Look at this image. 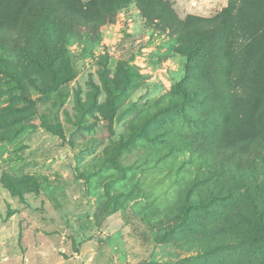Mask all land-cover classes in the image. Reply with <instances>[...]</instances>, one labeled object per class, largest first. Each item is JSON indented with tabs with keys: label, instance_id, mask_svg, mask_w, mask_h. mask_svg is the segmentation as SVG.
Masks as SVG:
<instances>
[{
	"label": "rangeland",
	"instance_id": "rangeland-1",
	"mask_svg": "<svg viewBox=\"0 0 264 264\" xmlns=\"http://www.w3.org/2000/svg\"><path fill=\"white\" fill-rule=\"evenodd\" d=\"M228 2L25 4L0 35V264H264V86L203 44Z\"/></svg>",
	"mask_w": 264,
	"mask_h": 264
},
{
	"label": "trees",
	"instance_id": "trees-1",
	"mask_svg": "<svg viewBox=\"0 0 264 264\" xmlns=\"http://www.w3.org/2000/svg\"><path fill=\"white\" fill-rule=\"evenodd\" d=\"M81 0H0V35L7 25L23 14L25 4L36 13L49 7L62 8L65 2ZM89 1V0H88ZM119 6L128 0H104ZM142 5L144 0H136ZM161 1V0H160ZM204 42L226 52L230 81L243 90L264 86V0H229L217 17L205 20Z\"/></svg>",
	"mask_w": 264,
	"mask_h": 264
}]
</instances>
